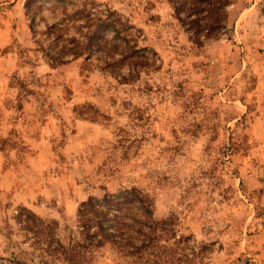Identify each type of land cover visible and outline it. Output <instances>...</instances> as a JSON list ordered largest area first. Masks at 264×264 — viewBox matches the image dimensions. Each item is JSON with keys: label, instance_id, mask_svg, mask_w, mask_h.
Segmentation results:
<instances>
[{"label": "rangeland", "instance_id": "1", "mask_svg": "<svg viewBox=\"0 0 264 264\" xmlns=\"http://www.w3.org/2000/svg\"><path fill=\"white\" fill-rule=\"evenodd\" d=\"M26 1L0 0V258L39 255L21 208L69 245L83 202L136 188L186 240L180 264H264V0H234L228 32L202 45L168 0H38L36 33ZM85 1L133 25L151 63L138 79L37 51ZM92 264L129 261L107 245Z\"/></svg>", "mask_w": 264, "mask_h": 264}, {"label": "trees", "instance_id": "2", "mask_svg": "<svg viewBox=\"0 0 264 264\" xmlns=\"http://www.w3.org/2000/svg\"><path fill=\"white\" fill-rule=\"evenodd\" d=\"M168 1L182 27L199 45L218 39L229 30L228 8L234 0ZM26 8L34 30L36 15L42 7L38 6V0H27ZM65 17L60 23L47 25L42 33L47 45L40 38L35 40L37 51L52 67L98 54L100 69L116 72L128 68L129 78H123L134 81L143 68L151 65L144 49L139 47L133 25L117 11L85 1L73 15L68 13ZM72 22L80 23V36L66 38ZM16 220L32 236L31 245L39 253L37 256L33 253V258H38L39 264H92L95 251L107 245L116 248L129 264H180L178 256L186 251V240L177 238L174 220H158L153 200L136 188L106 193L102 198L90 197L83 202L78 211L80 240L69 245L58 238L56 221L46 220L25 207L19 210ZM0 264L30 263L0 258Z\"/></svg>", "mask_w": 264, "mask_h": 264}]
</instances>
